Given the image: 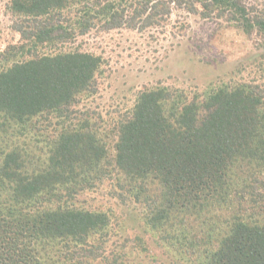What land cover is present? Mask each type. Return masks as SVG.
Instances as JSON below:
<instances>
[{"label":"trees","instance_id":"16d2710c","mask_svg":"<svg viewBox=\"0 0 264 264\" xmlns=\"http://www.w3.org/2000/svg\"><path fill=\"white\" fill-rule=\"evenodd\" d=\"M175 7L203 18L226 13L245 34L264 36V10L244 0L10 2L20 44L0 56V264H50L53 251L76 264L81 257L106 262L117 246H105L121 238L129 218L161 231L173 213L231 196L235 164L264 169L262 64L251 65L253 73L237 66L233 76H246L215 77L190 95L167 86L140 90L108 133L92 119L99 113L79 107L95 93L102 61L74 49L77 39L162 27ZM108 135L111 162L104 160ZM148 179L160 184L159 194L147 193ZM95 193L107 207H79L80 197ZM200 253L199 264H264V226L239 219Z\"/></svg>","mask_w":264,"mask_h":264},{"label":"rangeland","instance_id":"374dc122","mask_svg":"<svg viewBox=\"0 0 264 264\" xmlns=\"http://www.w3.org/2000/svg\"><path fill=\"white\" fill-rule=\"evenodd\" d=\"M11 1L0 0V56L20 44V37L13 29L17 18L10 12ZM244 3L264 10V0H244ZM198 13L175 7L162 27L144 31H93L77 39L74 49L99 56L102 61L94 79L96 91L89 98L82 97L79 107L100 114L92 119L104 129L103 133H108L106 130L111 129L119 114L121 116L132 107L140 90L167 86L190 95L195 92L192 86L215 83V77L217 81L227 82L246 76H233L232 70L237 66L247 68L250 73L256 70L251 65L260 68L262 64L261 69L264 68L263 35L245 34L235 27L226 13L218 17L213 11L208 18ZM183 66L187 69L182 70ZM190 73L192 75H188ZM261 82L264 86V80ZM107 137L104 160L111 162L113 140L111 135ZM230 181L231 196L224 202L208 199L197 210L190 208L173 213L170 222L157 232L142 225L143 220L137 216L141 215L140 209L132 205L139 220L129 218L125 232L119 235L121 238L112 239L105 247L117 246L113 257H124L126 253L122 264H199L200 252L216 247L219 239L239 219L264 226V169L251 163L235 164L230 170ZM145 184L148 194L160 193V184L156 180L148 179ZM78 205L104 209L108 202L95 193L80 197ZM168 243L173 247L165 249ZM183 252L185 255L181 256ZM53 254L55 256L49 255L50 259L46 258L50 264H76L61 260L54 251ZM113 257L106 262L89 263L81 257L78 264H114Z\"/></svg>","mask_w":264,"mask_h":264}]
</instances>
